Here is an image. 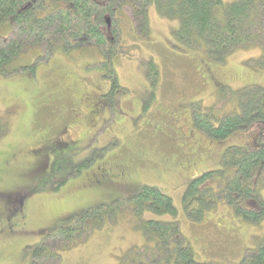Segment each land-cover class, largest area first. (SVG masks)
Here are the masks:
<instances>
[{
  "label": "rangeland",
  "instance_id": "rangeland-1",
  "mask_svg": "<svg viewBox=\"0 0 264 264\" xmlns=\"http://www.w3.org/2000/svg\"><path fill=\"white\" fill-rule=\"evenodd\" d=\"M118 17L103 18V47L63 53L56 46L39 60L42 46L15 59L23 67L15 74H0V114L8 125L0 137V264H29V247L41 240V231L100 204L111 214L102 228L88 232L86 224L72 225L66 239L57 236L49 246L59 253L70 240L78 244L42 264L151 262L152 244L137 228L148 219L177 222L196 261L240 264L245 249L263 238L264 216L257 224L243 221L224 202L205 205L195 195L191 218L184 194L191 179L219 169L226 147L258 144L256 124L213 142L195 129L192 116L237 113L243 89L264 88V69L254 61L261 50L237 49L213 62L203 46L178 41V19L161 17L154 6L147 36L128 9ZM12 27L9 20L0 24L1 40ZM42 153H49L47 159ZM102 167L124 178H102ZM142 186L160 189L175 213L132 212L130 198ZM258 194L264 201V187ZM201 211L202 221L193 219Z\"/></svg>",
  "mask_w": 264,
  "mask_h": 264
},
{
  "label": "trees",
  "instance_id": "trees-1",
  "mask_svg": "<svg viewBox=\"0 0 264 264\" xmlns=\"http://www.w3.org/2000/svg\"><path fill=\"white\" fill-rule=\"evenodd\" d=\"M153 6L161 17L178 19L177 40L189 48L203 46L209 60L221 62L234 50L259 47L261 55L254 61L257 67L264 69V0L231 3L224 0H0V24L9 20L13 26L11 36L0 39V74H15L23 68L16 66L15 59L42 46L45 48L38 53L39 60L46 59L56 46L63 53L84 47H103L106 39L101 29L103 18L109 14L118 20L123 9L130 11L136 29L147 36L148 9ZM109 71L110 75L114 74L112 69ZM112 85H116V81L113 80ZM243 90L238 95L237 113L217 119L211 116L210 120L193 112V126L213 142H221L236 132L243 133L255 124L260 138L256 137L258 144L253 148L226 147L219 169L203 172L188 182L184 208L190 217V202L197 195V200L205 205L215 200L224 202L243 221L255 224L262 221L264 201L258 189L264 187V88ZM7 128L0 114V137L6 134ZM48 156L49 153L44 154V158ZM130 199V203H134L132 212L137 215L143 210L175 213L171 199L155 187L142 186ZM114 201L110 202L111 206ZM104 206L87 207L78 217L71 216L54 228L41 231L44 233L41 240L29 247V264L53 261L61 250L76 246L78 242L70 240L60 246L59 253L49 246L57 236L66 239L74 224L80 223L81 228L86 224L88 232L102 228L105 217L111 215L104 211ZM202 213L193 219L202 221ZM137 228L146 244H152L155 253L151 262L143 263L140 259V264H207L195 260L177 222L148 219L138 222ZM147 249L150 248L143 247ZM240 264H264V236L255 246L245 249Z\"/></svg>",
  "mask_w": 264,
  "mask_h": 264
},
{
  "label": "flooded vegetation",
  "instance_id": "flooded-vegetation-1",
  "mask_svg": "<svg viewBox=\"0 0 264 264\" xmlns=\"http://www.w3.org/2000/svg\"><path fill=\"white\" fill-rule=\"evenodd\" d=\"M248 131H250V130H245L244 132H248ZM256 141V140H255ZM55 144V143H54ZM53 144H51L50 146H47V148L48 147H51ZM40 150H41V147L39 148ZM41 156L42 157H44V153H42L41 154ZM184 163H179V166H180V168L181 169H183L182 167L184 166L183 165ZM185 164H187V163H185ZM184 170V169H183ZM107 177H106V176ZM122 177L123 175L122 174H120V173H113V171H112V169L111 168H109V167H105L103 170H102V174L100 175V177H102V178H105V179H107V180H110L111 179V181L113 182V180H114V178L115 177ZM4 224L5 225H7L5 222H4ZM10 232H12L13 233V230L11 229V231ZM3 234V231L0 229V235H2Z\"/></svg>",
  "mask_w": 264,
  "mask_h": 264
},
{
  "label": "water",
  "instance_id": "water-1",
  "mask_svg": "<svg viewBox=\"0 0 264 264\" xmlns=\"http://www.w3.org/2000/svg\"><path fill=\"white\" fill-rule=\"evenodd\" d=\"M106 21H107V23L109 22L108 19Z\"/></svg>",
  "mask_w": 264,
  "mask_h": 264
},
{
  "label": "crops",
  "instance_id": "crops-1",
  "mask_svg": "<svg viewBox=\"0 0 264 264\" xmlns=\"http://www.w3.org/2000/svg\"><path fill=\"white\" fill-rule=\"evenodd\" d=\"M10 24V23H9Z\"/></svg>",
  "mask_w": 264,
  "mask_h": 264
}]
</instances>
